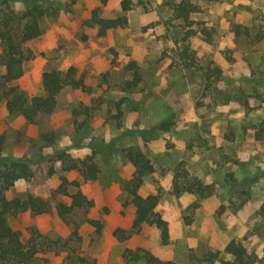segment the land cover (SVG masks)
Masks as SVG:
<instances>
[{
	"label": "rangeland",
	"instance_id": "obj_1",
	"mask_svg": "<svg viewBox=\"0 0 264 264\" xmlns=\"http://www.w3.org/2000/svg\"><path fill=\"white\" fill-rule=\"evenodd\" d=\"M122 1L0 0V16L7 7L16 13L47 10L40 19L41 36L27 45L33 58L11 86L28 98L41 95L45 72L70 67L87 85L86 90L65 88L55 112L37 125L10 114L7 101L0 103V168L13 161L29 167V175L17 180L7 196L33 194L51 204L47 214L11 216V226L24 243L41 235L51 264H65L68 257L128 264L126 249L148 250L182 264H208L204 256L221 251L215 264H222L230 258L223 251L232 240L248 247L254 264H264V0L198 1L192 27L173 18L172 0H134L126 13ZM95 11L103 19L125 16L127 23L101 35L92 20ZM235 26L249 36L237 37ZM186 46L196 62L192 69L181 58ZM132 62L141 82L129 88ZM164 121L171 124L166 131L139 134ZM44 132L55 135L54 144L41 140ZM127 147L140 148L154 163L156 172L146 178L141 194L160 195L157 212L168 223V245L151 226L127 240L115 235L118 230L131 234L134 219L122 189L134 172L122 155ZM59 153L75 161L96 154L99 180L84 182L77 171L64 172ZM179 166L211 187L208 196L173 193ZM63 178L80 182L83 194L95 202L68 221L55 208L70 202L61 192ZM89 218L103 222L101 233L86 222ZM75 229L81 240L72 236ZM55 241L56 251L50 250L48 244Z\"/></svg>",
	"mask_w": 264,
	"mask_h": 264
},
{
	"label": "trees",
	"instance_id": "obj_2",
	"mask_svg": "<svg viewBox=\"0 0 264 264\" xmlns=\"http://www.w3.org/2000/svg\"><path fill=\"white\" fill-rule=\"evenodd\" d=\"M201 0H172V12L175 20L183 21L188 27H192L191 16L199 13ZM135 7L134 0H123L122 11L124 13L131 11ZM47 14V10L40 7H33L22 13H16L10 7L0 16V40L3 44V52L0 54V103L7 101V109L10 114H19L29 124L37 125L42 117L52 115L58 106V97L67 87L86 90L85 79L78 74L74 67L66 71L54 69L47 71L42 76L41 95L28 98L25 94L18 92L17 87L11 86L24 75L25 64L33 58V52L27 47L28 43L41 36L42 30L40 19ZM92 20L99 25L100 34L105 35L109 30L124 27L127 23L125 16L115 19L100 18L98 13H93ZM188 37L194 34V30H189ZM235 35L249 36L244 33L240 26H235ZM184 66L192 69L196 66L195 59L186 46L182 52ZM135 70L134 80L128 83L132 88L141 82V75L134 62L129 66ZM218 75L221 74L219 68H215ZM171 126L170 122L164 121L160 125L149 131H142L144 138L153 136L154 131H166ZM55 135L52 132L41 134V140L46 145L55 143ZM3 143L1 139L0 145ZM96 152V151H94ZM123 157L133 166L134 172L130 179L125 180L122 189L129 199L130 205L134 208V219L132 223L131 234H125L123 230H118L115 235L120 240H127L132 233H137L143 226L155 227L160 231L163 245L170 242V232L167 221L157 212V206L160 202V195L150 194L144 196L141 194L142 186L147 177L156 172L154 163L149 156L138 147H127L122 150ZM62 161L64 172L77 171L84 182H96L100 178L101 169L97 163L96 154H92L83 160L75 161L66 153L56 154ZM29 167L26 161H13L5 163L0 168V264H51L49 256H45L47 250L43 249L45 241L41 235L33 237L28 243H24L21 233L15 230L9 221L11 216H16L25 212H30L35 216L47 214L51 210L49 200L29 194L25 199L15 197L10 199L7 192L14 186L19 179L27 177ZM69 185L75 186L76 191L71 193ZM173 193L180 197L184 194L197 195L200 198L208 196L211 187L207 186L201 179L194 177L184 167H178L173 177ZM81 183L78 181L69 182L63 178L61 192L69 198L70 202H59L56 205V211L59 217L68 221V219L78 210H91L95 202L89 199L80 189ZM198 207V206H196ZM264 219V204L261 209ZM97 233L103 230V222L99 219H87ZM73 237L81 240L78 236V230L75 229ZM72 239V237H71ZM51 244L54 246H51ZM48 244L50 250L56 251L59 241ZM58 254V252H55ZM224 254L230 258L221 260L222 264H254L256 257L251 253L248 247L237 240L230 241L225 247ZM221 251L208 252L203 261L208 264H215L221 259ZM123 258L128 264L143 262L145 264H182L174 261L162 260L152 252L144 249H126ZM69 262L65 264H95L87 258H78L77 260L68 257Z\"/></svg>",
	"mask_w": 264,
	"mask_h": 264
}]
</instances>
